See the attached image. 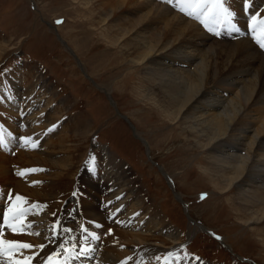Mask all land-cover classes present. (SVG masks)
Returning a JSON list of instances; mask_svg holds the SVG:
<instances>
[{"label": "bare ground", "instance_id": "obj_1", "mask_svg": "<svg viewBox=\"0 0 264 264\" xmlns=\"http://www.w3.org/2000/svg\"><path fill=\"white\" fill-rule=\"evenodd\" d=\"M69 3L81 6L82 20L78 23L79 27H88L86 30L93 33L98 31L104 36L106 50L99 51L96 58L103 59L105 63L101 65H104L106 74L114 77L111 92L118 77H121L118 74L122 67H130L132 75L138 74L139 82L131 89V93L150 100L160 115L171 123H180L186 129L188 143L195 147L191 151L206 154V165L203 167L209 173L214 188L218 189L220 196H226L235 190V207L240 212L239 218L248 226L253 225L250 231L257 232L264 241V227H257L264 223V169H260L264 168V49L256 43L250 27L253 15L257 16V20L264 18V0H225V6L234 14L232 23L239 29L238 32L211 23L209 26L214 30L209 31L198 20L179 11L177 0H172V3L167 0H69ZM245 4L248 5L247 8ZM217 31L219 35L216 34ZM78 32L86 36L84 32ZM82 39L85 41V38ZM62 41L65 43L64 39ZM5 52V48H0V57ZM113 55L114 59H111ZM181 57L186 59L181 61ZM118 58L121 59L120 63ZM88 64L92 63L89 61ZM178 65H187L189 69L177 67ZM43 79L40 76L36 78L34 98L30 96L29 89L17 81H11V87L17 92L14 98L8 94V89L3 95L2 90L5 89L3 87L1 90L0 87L3 95L0 99V111H6L3 116L11 121L19 116L21 126L28 127L27 135L22 134L21 140L18 137L17 142L24 149L18 151L17 160L10 159L7 153L0 151V230L3 231L5 212L10 204L19 203L14 199L9 201V193L13 197L17 194L25 197L27 202L23 207L39 203L42 208L36 212L38 216L33 218L36 214L32 213L27 217L29 222L34 219L39 224H44L47 231L55 221L52 215L55 213L52 209L55 204L52 201L68 196L70 169L76 157L74 153H80L79 148L83 149L90 132L78 113L74 116L76 130L73 134L67 126L69 124L63 121L62 124L65 125L61 131L60 123H57L58 115L52 118L45 112L52 111L47 106L52 98L45 103L43 91L45 93L46 80ZM246 79L249 80L244 84ZM227 81L232 82L229 84ZM98 87L101 88L99 85ZM234 92V96H229ZM62 97V109L64 112H71L73 104L71 106V101ZM241 110L247 111V114H239ZM28 134L38 144V150L31 151L30 144L24 146L22 143V138H29ZM14 139H6V144L15 143ZM232 142H236V146ZM229 149L234 151H228ZM237 150L244 154H239ZM52 151H57L62 156L53 159L54 161L43 159ZM100 153L105 162L102 177L93 174L94 178L92 175L88 178L87 171L77 177V180L74 177L80 189L89 186V196L95 199L83 198L90 205H78L72 214H65L64 211L59 214L63 226L72 228V222H76L78 227L79 224L86 226L91 235L88 234L89 231L81 234L76 229V232L70 234L72 239H69V234H62L63 239L55 238L50 241L53 234L48 229L50 233L42 234V240L34 243L27 233L17 236L9 229L4 232L5 237L33 245H46L40 253L41 258L68 240V246L75 244L79 250L77 253L84 254L81 264H94L99 245L91 251L95 246L88 248L91 245H85L88 249L85 246L80 248L78 243L82 238H92V234L99 237V232L102 231L96 225L103 226L102 216L112 220L113 224H110L115 230L119 229V234L114 235L119 240H116L115 247L123 249V240L130 243L128 245L132 252L125 255V251H120L121 254L115 256L114 260L117 261L114 264H122L128 257H132L128 264H141L146 255L157 252L156 247L146 244L155 238L153 228L156 225L157 231L170 232L172 234L169 235L179 242L181 234H176L167 224H163L164 220L158 215L161 211L153 203H148V197L138 185L135 186L133 180L125 179L127 170L121 169L120 160L117 161L106 149L104 153ZM15 163L16 169L13 170L10 166ZM57 164L59 167H56V171L46 170L55 168ZM257 168L259 169L256 170ZM31 169H37V172H25ZM21 172L25 174L20 175ZM99 173L101 174L100 169ZM258 175L263 177L256 178ZM66 190L68 194L65 196ZM96 202L99 204H94ZM98 208L99 210H95ZM24 223H27L25 219ZM140 224H143V229L138 228ZM132 228L140 230L139 233L130 232ZM76 234H81V237ZM86 249L89 251H85ZM23 251L25 255H31L40 250L36 248ZM109 252L107 250L101 256L98 251L100 258L99 255L96 257V263L107 264L106 255ZM33 264H39V260L33 261ZM177 264L202 263L195 259H183Z\"/></svg>", "mask_w": 264, "mask_h": 264}, {"label": "rangeland", "instance_id": "obj_2", "mask_svg": "<svg viewBox=\"0 0 264 264\" xmlns=\"http://www.w3.org/2000/svg\"><path fill=\"white\" fill-rule=\"evenodd\" d=\"M80 7L69 3V0H0V48L6 50L5 54L0 57V87L1 90L3 87L5 89L2 90L3 93L0 92V99L7 89L12 98L16 97L17 92L11 87V81H17L26 86L30 96L34 98L33 86L37 82L36 78L40 76L46 80L45 93L43 91L45 103L52 98V103L49 102L47 105L52 111L45 112L52 118L58 115V122L55 121V123H60L61 131L65 124H69L67 126L73 134L76 130L74 122L76 113L81 116L80 120L84 125L89 127L88 138L85 144H82L84 150L79 148L80 153L77 151H75L77 154L74 153L76 157L70 169L69 194L66 190L64 195L68 194L67 197L52 201L55 204L52 208L56 213L55 220H59V214L63 211L65 214L74 213L75 202L72 201L70 195L71 189L75 188L76 184L78 192L81 193V196L77 198L78 203L83 198L95 199L89 196V186H87L88 189L86 187L80 189L76 181L79 176L76 174L77 170L80 175L86 172L87 167L88 178L91 175L94 178L93 174L102 177V166L105 162L100 152L104 153L106 149L117 161L120 160L121 169L127 170L125 172L127 177L124 176L125 173L123 174L125 179L133 180L135 186L138 185L148 197V203H153L161 211L158 215L161 220H164L163 224H167L169 229H173L176 234H181L178 242L169 235L172 233L157 231L158 226L156 225L153 228L155 238L146 244L156 247L157 252L146 255L141 264H155L156 257H161L169 250H174L173 262L177 261V256L187 255L186 259L199 258L197 261L203 264H264V241L257 232L250 231L253 225L248 226L239 218L241 215L235 207L237 203L235 190L226 196H220L218 189L213 186L209 173L203 167L206 165V154L191 151V148L195 147L188 143L189 136L186 129L181 127L180 123H171L165 116L160 115L150 100L131 93V89L135 88L139 82L138 74L132 75L130 67H122L118 74L121 77H118L111 92L110 87L114 77L111 78L112 76L106 74V70L103 69L104 65H101L105 63L103 59L96 58L99 51L106 50L104 36L98 31L93 33L86 30L88 27H79L78 23L82 20ZM57 21L61 22L57 23ZM94 28L97 29V27ZM78 30L84 32L87 37L79 34ZM205 33L208 34V32ZM82 38H85V41H82L84 40ZM111 59H114V55ZM185 59L181 57L180 60ZM118 60L120 63L121 59L118 58ZM89 61L91 65H87ZM177 67L189 69L187 65ZM192 68L193 66L190 70ZM248 80L246 79L244 84ZM231 82L227 81L229 84ZM98 85L101 88H97ZM235 94L236 92L230 93L229 96L232 97ZM62 96L71 101V106L73 104L70 110L72 113L64 112L62 109ZM246 112L241 110L239 114L246 115ZM3 113L6 114L4 109L0 111V124L6 125V129L3 132L5 134H0V136L6 138L3 140L4 144L0 147V151L7 153L10 159L16 158L17 160L19 152L24 149L17 142L18 137L21 140L22 134L27 135L28 127L21 126L20 121H17L18 118L15 121L7 119ZM123 117L130 121L131 125ZM62 121L65 124H62ZM6 134H9L8 137ZM6 139L10 141L14 139L15 143L6 144ZM235 143L231 144L236 146ZM38 148L37 144V147H30V150L36 151ZM228 151L234 150L229 149ZM237 152L244 154L240 150ZM60 156L62 154L52 151L43 159L54 161L53 159ZM56 167H59V164L53 169L46 170L56 171L58 169ZM10 168L16 169V163ZM29 172L35 174L37 169ZM165 177L170 178V184ZM261 177L263 176L258 175L256 178ZM201 196L204 198L201 199ZM84 203L85 199L78 205H90L88 202ZM94 204H99V202ZM35 214L33 218L38 216L37 213ZM78 216L79 213H77ZM70 217L77 218L72 215ZM101 218L103 226L99 228L102 232L98 231L99 239L87 238L85 240L82 238L78 246L83 248L85 245H91L85 247L95 246L94 249H96L99 245L96 257L99 254L102 256L105 251L109 250L106 263L114 264V261H117L114 259L121 254L120 251H125V255L132 252L128 245L130 243L123 240V249L115 247L117 237L114 238V235L119 234V229L115 230L114 226H111L113 223L109 218H104V216ZM30 222L35 224L31 230L26 228L24 234L27 233L32 242H40L43 238L42 234L50 233L49 228L45 231V225L39 224V221L33 219ZM142 225L140 224L138 228ZM257 227L263 228L264 223H260ZM129 231L139 233L140 230L132 228ZM205 231L216 237L210 236ZM35 232L41 234L35 235L33 234ZM103 232L105 235H102ZM76 236L81 237V234H76ZM57 238L63 239L62 236ZM96 257L94 264H99V262L96 263ZM181 260L183 259L179 261Z\"/></svg>", "mask_w": 264, "mask_h": 264}, {"label": "snow or ice", "instance_id": "obj_3", "mask_svg": "<svg viewBox=\"0 0 264 264\" xmlns=\"http://www.w3.org/2000/svg\"><path fill=\"white\" fill-rule=\"evenodd\" d=\"M168 3H172V0H167ZM177 6L182 13H185L187 16L195 18L198 20L204 27L208 28L209 31H213L214 28L210 27L209 24L216 25L218 27L226 28L230 31L238 32L239 29L235 27L232 23L233 13L229 11V9L225 6V0H177ZM247 8L248 5L245 4ZM253 23L250 25L252 28L253 38L256 43L259 45L261 49H264V18L257 20V16H252ZM61 21H57L60 23ZM259 28V31H257ZM219 35V31L216 32ZM51 131V129L49 130ZM22 143L24 146L37 147V143L32 138H22ZM0 146H3V137L0 136ZM27 171H36V169L25 170ZM25 172L19 173L20 175H24ZM204 197L201 196V199ZM9 201H13L19 203L10 204L8 210L4 214L3 223L7 229H11L13 235L23 234L25 229L33 228V224L31 222L24 223V218H26L29 214L36 213L38 210L42 208L39 203L30 204L28 207H23L22 205L26 203V198L20 196L19 194L12 196L11 193L8 194ZM54 217L56 213L52 214ZM19 222V223H18ZM97 227H102L101 225H96ZM81 232L87 233L89 230L86 226H79ZM49 231L52 232V237L49 238L50 241L55 238L61 236L62 234H69V239H72L71 233L74 231L73 228L63 226L62 221L55 220L50 226ZM110 232V230H109ZM35 235H40L41 233L35 232ZM93 239H99L98 236L92 234ZM87 239V237H85ZM68 244V240H65L59 246V250L53 251L50 255L45 256L41 259L40 253L44 251L46 245H33L30 243L19 242L16 240H9L5 237V233L3 230H0V264H33V261L39 260V264H70L71 260L74 258L73 253H75L76 245H71L69 249L66 247ZM38 248L39 252H33L31 255H25L23 250H33ZM95 249H91L94 251ZM89 251V250H85ZM64 254L63 261L57 259L61 254ZM78 255V253H77ZM172 254H169L167 259L171 258ZM185 257L177 256L176 259H186ZM132 257H128L127 260L123 261L122 264H128V261L131 260ZM157 260L160 257H156ZM199 259V258H196Z\"/></svg>", "mask_w": 264, "mask_h": 264}, {"label": "water", "instance_id": "obj_4", "mask_svg": "<svg viewBox=\"0 0 264 264\" xmlns=\"http://www.w3.org/2000/svg\"><path fill=\"white\" fill-rule=\"evenodd\" d=\"M124 118V117H123ZM129 124H130V122L126 119V118H124Z\"/></svg>", "mask_w": 264, "mask_h": 264}]
</instances>
